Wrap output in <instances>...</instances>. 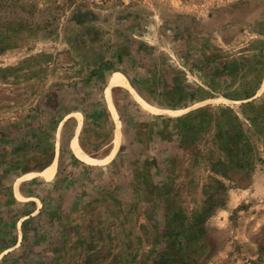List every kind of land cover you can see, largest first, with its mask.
Wrapping results in <instances>:
<instances>
[{
    "label": "rangeland",
    "instance_id": "rangeland-1",
    "mask_svg": "<svg viewBox=\"0 0 264 264\" xmlns=\"http://www.w3.org/2000/svg\"><path fill=\"white\" fill-rule=\"evenodd\" d=\"M115 70L150 109L108 101ZM111 104L115 154L73 162L74 112L100 160ZM260 244L264 0H0V264H264Z\"/></svg>",
    "mask_w": 264,
    "mask_h": 264
},
{
    "label": "bare ground",
    "instance_id": "bare-ground-1",
    "mask_svg": "<svg viewBox=\"0 0 264 264\" xmlns=\"http://www.w3.org/2000/svg\"><path fill=\"white\" fill-rule=\"evenodd\" d=\"M116 86H123L125 88H127L131 93H133V95L137 98V100L147 109H150L151 106H149L146 102H144L142 100V98L137 94L136 90L133 88V86L131 85V83L129 82V80L127 79V77L121 72V71H118V70H115L112 72V74L110 75L109 77V80H108V83L105 87V94H106V97L108 99V101L111 103V88L112 87H116ZM225 100V99H224ZM111 108H112V115H113V118H114V121H115V129H114V132H113V136H112V148L110 150V153L103 159H100V160H97V159H94V158H91L89 156H87L80 144H79V141H78V138L77 136H73V140H72V147H73V150L75 152V154L80 158L82 159L83 161L85 162H88V163H98V161H102V160H105V159H109L111 158L117 148L119 147V142H120V135H121V132H120V125H121V122H120V119L118 118V113L116 111V109L114 108V106L111 104ZM170 112H173V111H176V110H168ZM74 114H77L78 116V119H79V122L81 123L82 122V115L80 112H74ZM55 165H56V160L49 164L45 169H43L41 171V174L46 176V177H52L54 175V170H55ZM18 179V178H17ZM16 179V180H17ZM17 184H18V181L16 182V186H15V193L17 195V197L20 199L22 198V195L20 194L19 190H18V187H17Z\"/></svg>",
    "mask_w": 264,
    "mask_h": 264
},
{
    "label": "crops",
    "instance_id": "crops-1",
    "mask_svg": "<svg viewBox=\"0 0 264 264\" xmlns=\"http://www.w3.org/2000/svg\"><path fill=\"white\" fill-rule=\"evenodd\" d=\"M81 115H82V122L80 123L78 119H75L74 120V123L71 126V127L74 128V131H73V134L71 135V139L69 140L70 142H69L68 152L70 154L71 160L73 162H75V163L77 162V159H79V157L75 154V152L73 150L72 140H73V138L75 136H77L78 141H79V135L78 134H79V131L81 130V125H82L83 119H84V115L82 113H81ZM62 151H63V147L60 149L59 154L57 156H55V153L53 152L54 155H52V158L50 160H48V162L46 164H44V166L42 168H40L37 173H39L40 175H42L41 174V171L43 169H45L49 164L53 163L54 160H56L54 175L52 177H46V176L42 175L44 178H47V179H51V178L55 177L57 175V172L59 171V169L62 168V164H63V160L62 159H63V152H64V151L63 152Z\"/></svg>",
    "mask_w": 264,
    "mask_h": 264
},
{
    "label": "trees",
    "instance_id": "trees-1",
    "mask_svg": "<svg viewBox=\"0 0 264 264\" xmlns=\"http://www.w3.org/2000/svg\"><path fill=\"white\" fill-rule=\"evenodd\" d=\"M24 225H26V224H24ZM259 249H260V251L263 253V255H264V245H262V244H260L259 245ZM13 253H11V252H8L6 255H4V257H3V259H2V261H1V264H4V262L12 255Z\"/></svg>",
    "mask_w": 264,
    "mask_h": 264
}]
</instances>
